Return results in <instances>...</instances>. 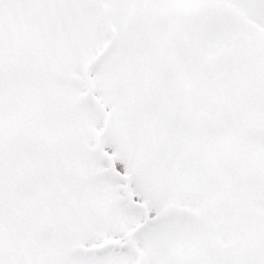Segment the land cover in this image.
Listing matches in <instances>:
<instances>
[{
  "label": "snow or ice",
  "instance_id": "snow-or-ice-1",
  "mask_svg": "<svg viewBox=\"0 0 264 264\" xmlns=\"http://www.w3.org/2000/svg\"><path fill=\"white\" fill-rule=\"evenodd\" d=\"M0 264H264V0H0Z\"/></svg>",
  "mask_w": 264,
  "mask_h": 264
}]
</instances>
